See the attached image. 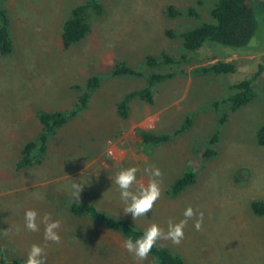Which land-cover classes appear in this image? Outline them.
Masks as SVG:
<instances>
[{"label":"rangeland","instance_id":"374dc122","mask_svg":"<svg viewBox=\"0 0 264 264\" xmlns=\"http://www.w3.org/2000/svg\"><path fill=\"white\" fill-rule=\"evenodd\" d=\"M87 1L2 3L14 42L13 53L0 56V243L8 259L26 261L36 244L44 248L46 264H137L122 247L126 239L120 236L110 238L113 249H102L93 261L85 249L90 242L75 241L73 225L93 222L72 215L70 205L88 203L142 231L153 223L167 231L169 220L180 222L191 206L204 214L202 229L195 230L194 220H189L180 245L165 240L159 245L180 254L185 264H264V217L251 209L254 201H264V146L257 141L264 126V71L253 83L256 98L250 104L234 113L226 102L235 93L234 84L264 68V12L259 1L255 6L259 28L248 46L236 50L207 42L200 50L187 52V61H182L185 52L179 35L214 23L211 10L219 0H99L104 14L90 12L89 34L64 49V22ZM169 7L181 14L170 17ZM192 7L199 18L186 16ZM167 31L178 37L169 38ZM163 54L175 63L146 65L147 57L162 60ZM217 61L233 62L236 72L194 74ZM120 63L145 75H173L154 87L153 104L132 100L126 120L117 114L118 103L148 83L146 78L113 76ZM92 77H99L101 84L87 108L50 137L42 165L19 170L22 147L41 132L38 112L71 113ZM188 118L190 127L177 134ZM142 130L170 135L171 140L148 147ZM217 132L219 140L212 144ZM207 150L216 154L202 157ZM130 167L139 169L137 180L145 185L149 180L145 168L162 173L160 198L136 221L124 213L125 204L113 183L117 172ZM189 170L195 171L196 183L172 197L171 185ZM73 181L84 185L78 201L72 195ZM27 210L38 213L39 231L26 229ZM45 214L60 222L59 244L44 240L40 219ZM140 264L157 261L149 255Z\"/></svg>","mask_w":264,"mask_h":264},{"label":"trees","instance_id":"16d2710c","mask_svg":"<svg viewBox=\"0 0 264 264\" xmlns=\"http://www.w3.org/2000/svg\"><path fill=\"white\" fill-rule=\"evenodd\" d=\"M6 0H0V56L8 57L13 53L14 42L11 36L10 18L2 3ZM259 1L260 9L264 12V0H219L211 10V17L214 23H204L201 26L186 31L179 35L182 39V46L185 54L182 55V61L188 60L187 52H196L200 50L207 42L220 44L233 49H241L251 42L259 28V22L256 16L255 6ZM202 4V2H199ZM90 12L102 16L104 9L99 0H88L86 4L76 6L70 16L64 22L61 34V43L64 49H69L79 44L90 32L89 23ZM170 17L179 16L181 13L174 7H169L167 11ZM186 16L199 18L195 8H189ZM169 38H177L173 31H167ZM175 63V60L167 54H163L162 60L149 56L146 59L148 67L169 65ZM264 68L259 70L251 79L234 84L231 89L235 93L230 96L226 102L230 105L232 112H238L243 107L250 104L255 98L256 93L253 83L261 75ZM236 72V65L233 62L217 61L208 66H203L194 70V74L201 75H228ZM115 77L131 76L137 78H146L147 87L140 91L132 92L126 95L117 105L118 116L126 120L129 118L130 102L134 99H140L148 104L154 102V87L164 83L173 77L172 74H150L145 75L134 70L125 63L116 65L112 70ZM101 84L99 77H92L88 80L86 90L79 97L76 109L71 113L66 112H38L37 118L41 125V132L38 136L24 144L20 152V158L17 165L19 170L33 168L43 164L48 151V141L50 137L57 134L58 130L65 126L71 118H74L80 110L86 109L91 94L95 92ZM225 118L221 120L224 122ZM191 125V119L188 118L183 126L177 131V134L186 131ZM143 144L153 147L167 143L171 140L170 135H157L146 130L140 133ZM215 144L219 140V133H215L211 139ZM257 141L264 146V126L257 133ZM216 154L215 151L207 150L203 152L204 158H209ZM196 183V173L194 170L186 171L174 184L171 185L169 194L177 197L185 190ZM253 214L258 217H264V201H254L251 204ZM69 211L77 218H87L93 223H102L109 231L121 235L123 238H131L135 241L141 237L144 231L134 228L127 220L116 218L99 211L96 206L88 203H73ZM157 264H185L180 254H174L169 248L158 244L149 253ZM26 261L8 259L7 250L0 243V264H25Z\"/></svg>","mask_w":264,"mask_h":264},{"label":"clouds","instance_id":"9594fccd","mask_svg":"<svg viewBox=\"0 0 264 264\" xmlns=\"http://www.w3.org/2000/svg\"><path fill=\"white\" fill-rule=\"evenodd\" d=\"M136 167L122 169L116 173L113 183L118 186L119 195L124 202L123 209L125 214H131L134 221L138 218L145 217L151 212L155 202L161 196V171L158 168H145V173L149 176L147 185L137 180ZM81 183L73 181L72 195L78 201L80 193L83 189ZM135 186V190L134 189ZM184 219L178 223L169 220L167 231L159 227L157 224H151L142 234L141 237L133 241L131 238L126 239L122 247L133 256L137 264L147 260L151 250L157 245L160 240L171 241L173 245H180L184 239V229L189 220H194V228L200 231L203 226L204 214L194 212L191 206L187 207L183 213ZM38 213L35 210H27L24 215L25 227L31 232L39 231L37 223ZM40 223L44 224V240L59 244L61 237L58 234L60 222L52 221L51 217L45 214ZM46 253L43 247L33 244L28 252L25 264H46Z\"/></svg>","mask_w":264,"mask_h":264},{"label":"crops","instance_id":"0c3cea01","mask_svg":"<svg viewBox=\"0 0 264 264\" xmlns=\"http://www.w3.org/2000/svg\"><path fill=\"white\" fill-rule=\"evenodd\" d=\"M73 227L75 228L73 230L77 232V234H75V241L76 238H78V239H87L90 242L91 246L90 247L87 246L85 249H87V254L91 256L90 258H92V261L96 257V254L99 255L101 254L102 249L112 248L110 246L112 245V243H110L111 242L110 238H113L115 236L122 237L121 235H118L117 233H114L107 229L101 230V228H104V226L96 223H90V224L78 223V225H73ZM81 228H83V230H81ZM108 236H112V237H108ZM74 250L77 251L78 254L83 255L81 252L78 251V249L74 248ZM107 255L111 257V251L110 252L107 251Z\"/></svg>","mask_w":264,"mask_h":264}]
</instances>
